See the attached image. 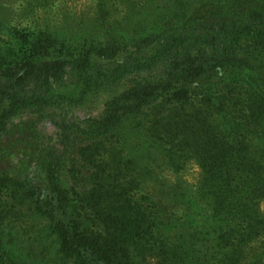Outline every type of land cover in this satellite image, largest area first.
I'll return each instance as SVG.
<instances>
[{"label":"trees","instance_id":"obj_1","mask_svg":"<svg viewBox=\"0 0 264 264\" xmlns=\"http://www.w3.org/2000/svg\"><path fill=\"white\" fill-rule=\"evenodd\" d=\"M2 1L0 264H264V0H146L123 19L97 0L37 33ZM191 162L198 228L143 193L183 206L162 175Z\"/></svg>","mask_w":264,"mask_h":264},{"label":"rangeland","instance_id":"obj_2","mask_svg":"<svg viewBox=\"0 0 264 264\" xmlns=\"http://www.w3.org/2000/svg\"><path fill=\"white\" fill-rule=\"evenodd\" d=\"M145 2L146 0H110L109 7L114 10L119 19H123L130 5L138 10ZM2 3L7 5L8 16L12 22L9 24L24 27L37 33L42 29L65 28L66 25H83L85 24L83 21L89 22L95 17L97 0H3ZM95 111L98 112L99 107ZM85 116L84 110L74 114L77 119H84ZM44 127L49 133H53L52 127L49 125ZM162 176L172 183H183L181 186L185 194L189 196L183 206L169 201L170 199L163 198L164 200H162L161 196L157 192L156 194L151 186L143 193L156 201H160L168 216L180 218L184 223H190L187 225L189 227H201L208 216V204L195 196L202 181L201 169L191 162L180 175L165 172ZM186 216L190 217V220ZM192 219L196 221H193V224ZM50 264H53L52 260H50Z\"/></svg>","mask_w":264,"mask_h":264}]
</instances>
